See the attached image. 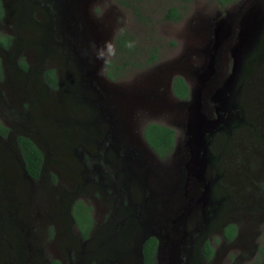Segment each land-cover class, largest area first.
Wrapping results in <instances>:
<instances>
[{"label":"rangeland","instance_id":"rangeland-1","mask_svg":"<svg viewBox=\"0 0 264 264\" xmlns=\"http://www.w3.org/2000/svg\"><path fill=\"white\" fill-rule=\"evenodd\" d=\"M1 3L5 9L0 20V37L11 36V42L9 39L7 46L0 48V123L7 126L12 135L28 136L45 154L43 173L29 181L13 160V150H16L10 146L8 152L0 142V264H50L51 260L61 259L66 264L67 250L79 243L67 207L73 198L88 195L77 186L79 167L69 155L71 142L83 134L79 127L63 129L53 121L55 117L59 119L58 113L62 115L74 109L78 104L76 98L82 97L69 91L71 82H78L81 73L74 69L77 75L69 76L66 70L71 62L75 65V60L82 61L84 68L88 67L84 74L91 78L98 94L106 98L121 95L124 103L133 100L142 84L152 85L165 74L176 75L184 68L189 71L199 65L203 59L199 50L212 37L215 23L225 13L224 7L215 0H73L74 18L69 21L78 25L75 29L80 39L77 37L75 42L82 44L85 54L81 55L83 51L80 52L78 46L77 56H70L73 61H64L59 46L64 47L66 53L70 52L72 45L67 42L73 41L63 35L57 45L55 39H58L51 34L54 45L45 43L49 38L46 19L41 13L36 16L33 0H1ZM168 7L179 12L177 20L163 17ZM121 33L131 37L130 55L117 51L115 39ZM257 41L260 42L257 66L262 68L264 30ZM152 47L157 49V58L145 64L147 51ZM107 62L121 65L119 73L112 74V78L105 73ZM48 68H54L58 78L69 83L66 81L60 88L46 90L41 78L42 71ZM252 69L254 67L250 66L249 70ZM108 88L114 93H109ZM20 105L22 113L18 118L15 109ZM261 119L264 123V110ZM257 159L260 162L261 157L257 155ZM244 166L241 163V167ZM253 169L257 166H249L246 171ZM247 172H241L247 176L244 180L241 174L237 175L239 182L230 197L233 207L240 208L234 215L245 217L238 220L239 224L248 228L241 233L238 243L244 241L245 235H252L258 220L264 217V164L256 180L249 178ZM100 222L94 221L90 248L103 244L101 235L95 233ZM254 241L253 237L249 239L250 243ZM236 250L238 255L241 248ZM231 251L229 262L221 264H239ZM70 261L72 264L73 259ZM260 262L264 264V255ZM76 264L95 263L79 259ZM125 264H129L128 261Z\"/></svg>","mask_w":264,"mask_h":264},{"label":"flooded vegetation","instance_id":"flooded-vegetation-1","mask_svg":"<svg viewBox=\"0 0 264 264\" xmlns=\"http://www.w3.org/2000/svg\"><path fill=\"white\" fill-rule=\"evenodd\" d=\"M53 2L54 0H33V11L36 16H40L39 13L43 15L46 19L45 24L54 17ZM254 5L260 6L264 12V0H232L224 6L221 5L224 7L225 13L218 18L217 22L223 21L230 14L231 27L217 62H215V69L209 79L210 83L201 91V112L206 119V126L203 129L198 155L199 157L204 155L203 159L206 160L204 174L196 187L197 195L192 196L189 205H187V201L185 202L191 210L185 213L183 222L175 225L170 221L174 216L169 217L164 222L165 231L157 230L152 226L155 235L151 233L146 235L143 244L149 238L154 240L153 259L155 264H157L156 250L159 239L156 235L158 234H165L169 240L165 247L172 248L170 256L162 255L161 264H221L222 261L229 262L231 250L235 256L234 261L238 260L239 264H262L260 258L264 255V217L258 220L255 232L252 235H245L244 241L238 243L241 233L248 228L239 224L238 220L245 217L234 215V212L240 208L233 207V201L230 198L234 194L232 192L235 185L237 186L239 182L236 179L237 175L241 174L243 180L247 179V176L241 172H247L249 166L256 165V170L247 172L249 178L256 180L261 172V166L264 164V123L261 119L262 110H264L262 107L264 106V66L262 65V68L257 66V57L255 56L251 62L254 69L247 72L245 83L237 97V107L221 105L215 98L217 88L223 84L231 68L229 46L236 41L241 15ZM258 17L264 23V16ZM51 34H54L58 39H55L58 45L59 38L63 36V33H57L54 25ZM9 37L11 38V36ZM259 44L258 41L257 46ZM60 45L62 44L60 43ZM59 54L61 60L70 59L73 61V58L70 57L71 54L66 53L62 46H59ZM199 58L197 59L200 60ZM262 60L264 61V58ZM262 60H259V63L263 62ZM75 68L71 62L70 68L66 70L69 71V76L75 74ZM50 70L54 77V86L50 85L52 82L46 78V74ZM167 75L165 74L163 79L155 81L153 86L142 84L134 97L135 100L139 99V102L135 104L132 103L135 101L134 99L124 103L120 96H117L121 113L106 112L95 122L99 126V132L96 135L92 133L89 138L84 135V137L73 139L71 142L69 155L79 167L77 186L80 188L79 190L88 193V195L81 199L73 198L69 202V217H71L72 204L81 200L90 207L92 224L86 237H82L76 228L79 243L78 246L76 244L67 250L69 253L66 264H71V259L75 264L79 259H84L88 263L93 260L95 264L135 261L133 257L125 255L128 250H126L124 242L132 243L135 237L145 234L140 225V212L143 203L154 205L153 210H156L153 212L154 214L150 215V218L152 221L157 218L160 209L159 202L162 200L149 189H153L156 183L175 177L174 147L182 141L181 121L185 114L182 102L189 100V91L193 86L191 69L188 71L184 68L176 75ZM174 76L182 78L188 90L187 97L178 98L172 93L171 83ZM41 79L42 86L51 91L58 88L59 85L65 84L66 81V84L69 83L68 80L61 81L54 68L44 69ZM97 92L93 89L87 93L90 97L86 101L87 104L96 97ZM20 107L21 105L15 109L18 118H21L22 113ZM79 113L81 115H78ZM95 115L96 110L93 104L92 106L83 104L63 112L58 117L59 125L64 123L66 127L82 128L88 125ZM148 118L154 121H149ZM148 122L165 125L175 131L173 148L167 156L158 157L144 140L142 131ZM5 127L7 131L4 136L0 135L1 137H6L9 133L8 127ZM17 136L30 139L25 135ZM17 136L15 135V139ZM77 139L79 140L77 141ZM30 140L34 143L32 139ZM35 146L40 150L36 144ZM179 147L181 148V145ZM178 150L185 151V149ZM40 152L42 161L38 177L43 173V153L41 150ZM257 155L261 157L260 162L257 161ZM123 163L131 168L133 173L131 177L121 169ZM241 163L245 166L241 167ZM262 178H264V174ZM235 180L236 184H233ZM240 185L242 186V180ZM164 194L161 193V197ZM178 196L182 198L181 201L183 198H187L183 192H179ZM181 201L177 200L176 202L179 204ZM97 206H99L98 209ZM91 210L94 211L92 214ZM143 213L146 215L147 211L143 210ZM96 220L101 222L95 233L101 235L103 244L98 243L95 248H90L89 244L93 238L91 232ZM251 237L255 240L252 243L249 242ZM206 245L211 249L209 255L205 249ZM239 247L241 252L237 255L236 248L239 249ZM58 262L64 264L62 259Z\"/></svg>","mask_w":264,"mask_h":264},{"label":"water","instance_id":"water-1","mask_svg":"<svg viewBox=\"0 0 264 264\" xmlns=\"http://www.w3.org/2000/svg\"><path fill=\"white\" fill-rule=\"evenodd\" d=\"M72 1L73 0H54L52 9L54 10L55 19L52 21H48L45 24L46 33L49 36L48 40L45 43L54 45L53 41H51V31L52 24L55 23V31L57 33H63V35L73 41V43L69 41L67 42L68 45H72V49L69 54L73 56L76 53L75 50L79 46L78 48L80 49V52L83 51L81 55L84 56V47L80 42H75V39L77 41V37L80 39L79 34L76 35L77 30L75 29L78 28V25H76L75 21L74 23H71L69 21L73 20L74 18V6L72 4ZM4 9L5 8L3 4L2 10ZM258 16H264V12L258 5H254L248 8L241 15L236 41L233 45L229 46V55L231 58L230 71L223 81V84L219 88H217L215 92V98L221 105L226 104L231 108L237 107V97L241 89L243 88L247 72L250 71L249 69L251 66V62L255 58V56L258 58V53L260 50L257 48V39H259V35L261 38V33L264 30L263 20L259 19ZM229 18L230 14L229 17L226 16L223 21L215 23V26L212 29V37L207 40L204 46H202L200 49V52L203 56L202 63L191 69V73L193 75V86L189 91V100L182 102L183 108L185 110L184 117L181 121L183 130L182 141L174 147L175 153L173 161L176 169L174 171L175 177L173 179L170 178L169 180H164L158 184L156 183L153 189H149L155 194V196H158V198L162 200L161 202H159L160 209L158 210L156 220L153 219L152 221L150 215L154 214L153 212L156 210H153L154 205L152 204L150 206L146 203H143V205H141L142 210L140 212V225L142 227V231L145 234H141L139 237H135L134 242L132 243H128L127 241L124 242V244L126 243L125 248L126 250H128L125 255L131 256L135 259V261L133 262H128L129 264H143L142 244L147 234L151 233L155 235L152 226H154L157 230L159 229L165 231L166 225L164 222L167 218L174 216V218H171L170 221L176 225L177 223L183 222L185 213L188 210H191V208L187 207V205H189L190 201L192 200V196L194 194L197 195L196 187L204 174L206 164V160L203 159L204 155H202L203 157H199L198 155L202 142L203 129L206 126V119L201 112V91L204 88L208 87L210 83L209 79L215 69V62H217V58L219 57V54L221 52L222 45L229 34L231 27ZM69 22L73 26L70 25ZM74 56L77 55L75 54ZM75 65V69H78L79 75L80 73L81 75L77 78L78 82L70 81L72 83V89H70L69 91L72 94L76 93L78 95H82V97L78 99L76 98L78 104H76L74 108H77L83 104H86L87 106H92L93 104L96 110V115L92 118L91 122L88 125L83 126L82 128L79 127L80 131L83 134L80 136V138L82 136L84 137V135L86 138H89L90 134L93 133L94 135H96L99 132V126H97L95 123L98 117L103 116L108 111L109 113L119 114L122 110L117 103L118 95L114 98L109 95V97L107 96L106 98L98 94L99 91L96 93V97L89 101V104H87L86 101L89 99H87V97H84L83 95H85L84 93L90 92V89H94L90 81L91 78L88 75L84 74V72L88 70V67L84 68L85 64L82 61L78 60H75ZM84 75L86 76V78L83 77ZM61 85H59L58 88H60ZM109 93L114 92L109 89ZM136 102H139V99H136L132 103L135 104ZM58 115V117H60L59 113ZM53 121L63 129L70 128L66 127L64 123L62 125L60 123L59 125V119H57V117L53 118ZM0 140V142H3L2 144L5 146L8 152L11 147L16 150H13V160L19 165L22 176L30 181L32 178L27 174L25 170L24 162L18 149L15 135L8 133L6 137L0 136ZM179 145H181V148L179 147ZM178 149H185V151L182 150L183 152H181V150ZM44 154L45 153L43 152V159ZM73 161L75 163V160ZM121 169L125 171L126 174L129 175V177L133 175L131 168L125 163L121 165ZM179 192H183L187 198H183V201H181L182 198L178 196ZM161 193L165 194L161 197ZM177 200H180L181 203L177 204ZM186 201L188 202L187 205L185 203ZM67 210L69 214V204ZM143 210L147 211L146 215L145 213H143ZM3 211H6V209L4 208ZM69 218L70 222L73 223L72 217ZM156 236L159 239L156 250V259L157 264H161L160 260L163 258L162 255L170 256L172 248L165 247L166 243L169 242L165 234H158ZM117 264H125V262L118 261Z\"/></svg>","mask_w":264,"mask_h":264},{"label":"trees","instance_id":"trees-1","mask_svg":"<svg viewBox=\"0 0 264 264\" xmlns=\"http://www.w3.org/2000/svg\"><path fill=\"white\" fill-rule=\"evenodd\" d=\"M215 1H217L219 5L224 6L232 0ZM134 13H138L136 9H134ZM179 16V12L174 7H168L165 13L163 14V17L168 20H177ZM1 17L2 9L0 5V19ZM9 39L10 37L8 35H2L0 37V45L2 47H6L9 43ZM130 41L131 37L125 33H121L115 39V43L118 49L117 51L121 55L122 53H124L125 55H130L132 53ZM147 52L148 54L144 61L145 64L150 63L156 60L157 58V49L155 47L150 48V50H148ZM106 67L107 70L105 73L109 78L113 77L112 74H114V76L117 75L119 73V69H121V65L114 64L112 62H107ZM46 78H48L52 82L50 83V85L52 84V86H54V77L51 70L47 72ZM171 90L172 93L178 98L187 97V87L184 84L182 78L179 76H174L172 78ZM6 131L7 128L0 123V135L4 136ZM174 133L175 131L171 127L161 125L155 122L146 123L142 131L144 140L158 157H165L171 152L174 144ZM16 141L27 174L33 179L37 178L40 172V166L42 161V155L40 150L27 137L17 136ZM71 217L81 236L86 237L88 229L92 224V219L90 216V207L85 205L81 200L75 201L71 206ZM205 249L209 255L211 251L210 247L206 245ZM153 250L154 240L152 238H149L145 241L142 247L143 264H155L153 259ZM50 264L60 263L57 260H51Z\"/></svg>","mask_w":264,"mask_h":264}]
</instances>
